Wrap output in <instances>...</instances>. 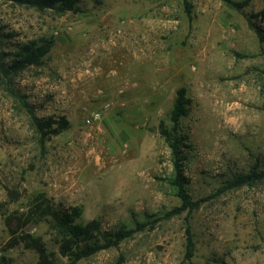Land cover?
I'll list each match as a JSON object with an SVG mask.
<instances>
[{
  "label": "rangeland",
  "instance_id": "rangeland-1",
  "mask_svg": "<svg viewBox=\"0 0 264 264\" xmlns=\"http://www.w3.org/2000/svg\"><path fill=\"white\" fill-rule=\"evenodd\" d=\"M187 1L189 14L183 0H81L77 13L58 16L0 0L4 63L31 42L49 43L40 65L8 75L10 87L37 117L69 122L41 148L0 76V264L36 262L34 252L9 248L4 220L15 228L39 194L80 208L78 224L96 219L104 231L146 224L77 264H190L187 227L191 264H264V181L165 217L180 201L164 180L172 166L158 124L170 125L179 88L192 201L236 174L264 170V43L249 24L264 26L253 17L264 0L241 12L226 0ZM25 230L66 264L44 224Z\"/></svg>",
  "mask_w": 264,
  "mask_h": 264
},
{
  "label": "trees",
  "instance_id": "trees-1",
  "mask_svg": "<svg viewBox=\"0 0 264 264\" xmlns=\"http://www.w3.org/2000/svg\"><path fill=\"white\" fill-rule=\"evenodd\" d=\"M17 6L32 8L38 12L50 11L55 15L62 16L67 13H77L78 4L81 0H5ZM253 0H242L234 2L226 0L236 12H241ZM187 13L189 14V3L183 0ZM260 22H264V5L261 10L253 16ZM254 30L259 43H264V26L256 25L249 21ZM49 51V43L36 44L31 42L19 48L10 64L3 62L0 57V76L7 82L5 90L8 91L14 100L26 112L29 123L34 132L38 135L41 148H44L46 141L51 136H56L69 127V122L64 117L39 118L35 115L33 107L27 102L26 96L10 87L11 80L9 74L17 75L30 66H38L42 63L43 57ZM3 83V82H2ZM187 99L185 89L179 88L175 92L172 110L170 113V125L163 121L158 124V133L162 137L166 146L170 150V162L172 166V176L164 179L173 189L174 195L179 199L180 205L174 207L165 214L170 218L181 214L184 211H193L200 205L225 191L238 189L241 187H253L264 181V170L253 167L247 173L234 175L224 183L215 194L208 197L192 201L186 191V177L184 175V165L186 163L187 137L180 129V120L186 114ZM82 211L80 208H64L53 204L45 195L39 194L34 197L22 218H18L19 223L12 228L10 217H5V227L9 232L7 242L9 248L22 246L23 249L36 254L37 260L34 264H59L53 254L47 251L45 243L39 237H35L25 229L29 225L44 224L52 237V242L57 249L59 257L66 260V264H77L79 261L92 257L93 255L109 249L117 248L123 241L131 238L136 232L143 229L146 224H138L135 228L119 226L111 231H104L101 223L94 219L85 224H78ZM194 253V245L189 227L186 229V244L184 251V261L191 264Z\"/></svg>",
  "mask_w": 264,
  "mask_h": 264
},
{
  "label": "built area",
  "instance_id": "built-area-1",
  "mask_svg": "<svg viewBox=\"0 0 264 264\" xmlns=\"http://www.w3.org/2000/svg\"><path fill=\"white\" fill-rule=\"evenodd\" d=\"M98 117V114H95L94 116H92V119H96Z\"/></svg>",
  "mask_w": 264,
  "mask_h": 264
}]
</instances>
